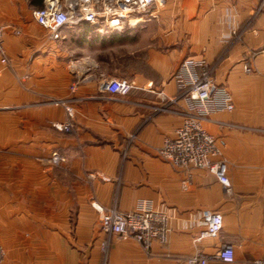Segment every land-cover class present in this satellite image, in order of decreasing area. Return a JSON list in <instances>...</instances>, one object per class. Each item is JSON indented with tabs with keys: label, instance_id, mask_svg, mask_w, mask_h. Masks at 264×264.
<instances>
[{
	"label": "crops",
	"instance_id": "obj_1",
	"mask_svg": "<svg viewBox=\"0 0 264 264\" xmlns=\"http://www.w3.org/2000/svg\"><path fill=\"white\" fill-rule=\"evenodd\" d=\"M29 0H0L7 24L0 52V242L2 264H190L232 244L235 260L264 255V0H157L136 28L107 36L73 26L54 39ZM109 35V36H108ZM205 60L235 108L203 120L228 161L232 193L204 168L174 166L159 153L183 121L184 101L158 109L155 93H179L181 62ZM251 67L247 71L245 66ZM134 83L127 95L104 78ZM89 81H86L88 80ZM73 128L55 124L69 119ZM149 200L170 216L167 243L147 253L134 238L109 237L101 208ZM223 217L198 240L203 212Z\"/></svg>",
	"mask_w": 264,
	"mask_h": 264
},
{
	"label": "built area",
	"instance_id": "obj_2",
	"mask_svg": "<svg viewBox=\"0 0 264 264\" xmlns=\"http://www.w3.org/2000/svg\"><path fill=\"white\" fill-rule=\"evenodd\" d=\"M157 0H44L42 6L33 10L35 20L47 28L54 39L62 37L65 26L76 27L83 23L91 24L100 34L123 32L127 27L136 28L154 15L152 6ZM7 24L0 21V52L2 62L9 64L4 45ZM247 71L251 67L245 66ZM181 83L179 93L167 97L160 90L155 93L158 109L184 101L183 121L176 129L175 136L167 137L159 148V153L174 166L183 168H204L214 174L224 184L227 193H232V183L228 175V161L223 156L218 140L203 123L209 115L222 110H232L235 102L230 90L217 84L212 77V67L205 60L188 58L181 62L176 72ZM103 90L118 95H127L134 88L133 81L122 77L104 78ZM66 107L69 119L55 125L69 131L73 128V105L60 100ZM205 227L198 240L215 236L223 226L221 214L206 209L203 212ZM101 225L109 236L134 238L143 249L151 254L155 240L167 243L171 229L170 216L163 209H157L149 200H139L131 210H121L117 205L101 208ZM218 257L223 261L235 260L232 244H223L217 254L207 256L195 254L183 259L190 264H207L209 258ZM5 260V249L0 242V264ZM253 264H264V255L256 258Z\"/></svg>",
	"mask_w": 264,
	"mask_h": 264
},
{
	"label": "trees",
	"instance_id": "obj_3",
	"mask_svg": "<svg viewBox=\"0 0 264 264\" xmlns=\"http://www.w3.org/2000/svg\"><path fill=\"white\" fill-rule=\"evenodd\" d=\"M30 2L32 4H36V5H39V6H42L44 4V0H30ZM76 29L77 30H81V31H86L88 30L89 33H84L85 35H91V36H107L106 34H100L98 32L95 31L94 27L89 24V23H83V24H80L78 26H76ZM114 33H111L110 35H113ZM109 36V35H108Z\"/></svg>",
	"mask_w": 264,
	"mask_h": 264
},
{
	"label": "rangeland",
	"instance_id": "obj_4",
	"mask_svg": "<svg viewBox=\"0 0 264 264\" xmlns=\"http://www.w3.org/2000/svg\"><path fill=\"white\" fill-rule=\"evenodd\" d=\"M29 2H30V0H29ZM30 4H32V3L30 2ZM33 5H34V7H39V5H36V4H33ZM86 81H89V79Z\"/></svg>",
	"mask_w": 264,
	"mask_h": 264
}]
</instances>
